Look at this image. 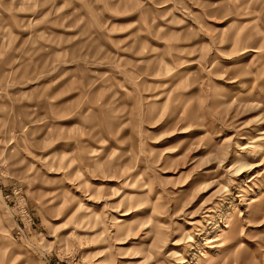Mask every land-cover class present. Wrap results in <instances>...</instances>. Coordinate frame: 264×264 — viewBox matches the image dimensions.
Instances as JSON below:
<instances>
[{"label": "rangeland", "instance_id": "obj_1", "mask_svg": "<svg viewBox=\"0 0 264 264\" xmlns=\"http://www.w3.org/2000/svg\"><path fill=\"white\" fill-rule=\"evenodd\" d=\"M0 264H264V0H0Z\"/></svg>", "mask_w": 264, "mask_h": 264}, {"label": "bare ground", "instance_id": "obj_2", "mask_svg": "<svg viewBox=\"0 0 264 264\" xmlns=\"http://www.w3.org/2000/svg\"><path fill=\"white\" fill-rule=\"evenodd\" d=\"M262 134V133H261ZM259 196V195H258Z\"/></svg>", "mask_w": 264, "mask_h": 264}, {"label": "clouds", "instance_id": "obj_3", "mask_svg": "<svg viewBox=\"0 0 264 264\" xmlns=\"http://www.w3.org/2000/svg\"><path fill=\"white\" fill-rule=\"evenodd\" d=\"M189 239H190V237H189Z\"/></svg>", "mask_w": 264, "mask_h": 264}]
</instances>
